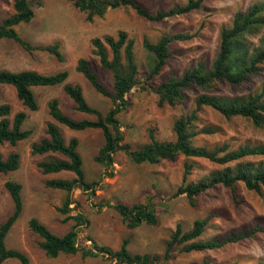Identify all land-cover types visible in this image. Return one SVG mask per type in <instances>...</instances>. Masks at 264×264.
Listing matches in <instances>:
<instances>
[{"label":"rangeland","instance_id":"obj_1","mask_svg":"<svg viewBox=\"0 0 264 264\" xmlns=\"http://www.w3.org/2000/svg\"><path fill=\"white\" fill-rule=\"evenodd\" d=\"M14 0H0V21L13 11ZM33 5L34 17L26 24L18 25V33L33 45H48L57 42L63 61L45 51H34L32 54L24 51L16 42L10 39H0V68L19 71L35 70L50 74L60 70L68 71V82L79 84L87 102L105 114L111 106V99L98 94L89 82L75 70L78 58L84 57L90 63V68L97 74L98 80L109 90H113L111 72L103 68L96 56L91 53V40L95 37L115 35L118 30H124L134 39V57L138 68V76L148 73L153 62V55L142 46V38L156 41L163 34L177 32L193 33L196 36L187 40L175 41L170 44L171 53L167 63L153 79L152 84L158 85L170 77H180L184 71L198 62L207 67L218 52L219 32L231 25L232 17L237 11H245L254 4L264 0H203L200 8L187 13L167 18L162 21H150L138 16L131 8L120 6L109 9L102 17L88 20L87 13L80 11L70 0H30ZM151 12L157 9L166 10L174 5H181L186 0H136ZM264 37V27L256 30L255 35H248L250 47H256L260 38ZM264 89V63L260 70L250 75L238 84L223 80L216 81L209 93L238 97L259 93ZM38 108L29 111L17 98L11 85H0V105L9 104L12 120L16 112L24 110L28 116L22 128L30 129L29 137L10 144H0V154L6 158L11 152L20 156L19 167L0 176V224L13 212L14 205L4 183L13 180L21 184L22 212L10 229L6 243L9 247L25 252L29 264H114L107 257L97 254L91 249L106 246L118 249L123 238H129L128 250L132 254L161 255L164 242L181 223L185 231L192 222L207 215L208 220L203 233L198 240H210L224 236L230 232H240L255 225L264 227V193L256 194L247 190L242 182L235 183L237 200H234L229 187L218 184L196 197V203L191 206L184 194L173 196L176 187L181 183L183 162L187 160L191 166L188 181L205 178L212 171L222 169V165L212 163L203 158H185L179 156L175 161L162 160L155 165H135L122 151L114 155L113 177H104V167L94 160L99 148L103 145L100 129L72 130L55 122L48 110V102L52 98L59 101L60 109L75 120L94 119L92 114L75 110L73 101L64 93L62 85L34 86ZM205 91L198 86L185 89V100L182 105L158 106V96L151 90H141L134 87L126 95L129 106L118 118L122 125L124 139L132 148L148 141V129L152 128L157 139L173 140L172 124L174 119L193 107L194 99ZM55 122L64 140L77 138L78 153L83 160V169L88 181H101L104 185L96 191V195L88 199L80 189L72 192L73 200L79 203V208L88 219V226H81L77 235V243L82 250L75 254H60L56 258L46 257L37 241L39 236L28 230L27 221L36 217L56 235L65 234L72 223H64L57 212L65 192L45 185L47 179L73 178L68 171L43 174L38 162L52 157L64 158L59 153L32 154L31 146L39 143L47 136L46 124ZM205 125H213L218 131L214 134L198 135L193 144L214 148L228 143L230 148L243 144H264V127L255 126L251 120L240 116L225 118L217 111L205 107L199 112L198 129ZM246 160L258 162L264 156L248 157ZM116 171V172H115ZM148 177H145V174ZM147 178V183H146ZM145 183V186L132 191L131 182ZM149 181L153 182L152 185ZM151 199L155 205L158 223L156 225L141 224L134 229H128L121 216L112 206L97 210L94 204L108 202L109 204L146 203ZM139 201V202H138ZM73 206V205H71ZM73 210L71 214H75ZM90 238V240L88 239ZM92 243V244H91ZM205 261L207 264H264V231L258 232L252 238L239 242L228 243L215 250L180 252L173 251V257L165 264H190ZM3 264H21L10 259Z\"/></svg>","mask_w":264,"mask_h":264},{"label":"trees","instance_id":"obj_2","mask_svg":"<svg viewBox=\"0 0 264 264\" xmlns=\"http://www.w3.org/2000/svg\"><path fill=\"white\" fill-rule=\"evenodd\" d=\"M80 11L87 13L88 20L94 17H102L109 9L120 6L131 8L138 16L150 21H162L189 11L200 8L203 0H186L184 4L174 5L166 10L157 9L149 11L136 0H70ZM13 11L0 21V39H10L16 42L24 51L32 54L34 51H45L63 61L57 42L48 45H33L23 38L17 31L18 25L29 23L34 17L33 5L30 0H14ZM264 27V2L254 4L245 11H237L232 17L231 25L224 27L219 32L218 52L209 67L198 62L187 69L180 77H170L158 85H153V79L160 73L167 63L171 53L169 46L175 41L187 40L196 36L197 29L193 33L163 34L156 41L142 38V46L153 55V62L148 73L143 74V79L138 76V68L134 57V39L124 30H118L115 35L95 37L91 40V53L97 57L99 64L109 70L112 76L113 90L109 91L97 78V74L91 70L89 61L78 58L75 70L79 72L95 89V91L111 99V106L105 114L92 107L86 100L79 84L68 82V71L60 70L55 73L44 74L35 70L11 71L0 68V85H11L17 98L29 111L38 108L34 86L62 85L64 93L73 101L75 110L92 114L94 119L84 118L75 120L65 114L59 106V101L52 98L48 102V110L51 118L69 129L85 130L100 129L103 136V145L99 148L94 160L104 167V177H113L114 154L124 152L135 164L155 165L162 160L175 161L179 156L185 158H203L212 163L222 165V169L212 171L205 178L195 182L188 181L192 166L187 161L183 162L181 183L176 187L173 196L184 194L191 206L196 203V197L208 189L221 184L231 190L234 200H237L235 183L242 182L247 190L256 194L264 193V160L252 162L248 157L264 156V144H243L237 148H230L228 143L217 145L214 148L193 144V139L198 135L214 134L217 129L213 125H205L198 129L199 112L209 107L225 118L240 116L247 118L257 127H264V89L259 93L246 96H219L209 93L212 85L223 80L228 83L238 84L250 75L255 74L264 63V37L260 38L258 45L251 48L248 35H255L256 30ZM192 86L201 87L205 92L194 99L193 107L177 116L172 124L173 140L161 141L156 138L154 130L148 129V141L132 148L125 141L119 114L124 111L129 102L126 95L134 87L141 90H151L158 96L157 104L182 105L185 100V89ZM11 107L9 104L0 105V144L8 142L15 144L30 136V129H23L22 125L28 114L21 110L9 119ZM55 122L46 124L47 136L39 143L31 146L32 154L59 153L64 158L52 157L38 162V167L43 174L68 171L74 177L52 178L45 181L47 187L63 190L65 198L62 204L56 208L62 216V222L72 221L69 230L63 235H56L36 217L27 221L28 230L39 236L38 247L43 250L46 257L56 258L60 254H75L82 250L77 243V235L81 226H88L89 221L80 210L79 203L72 198V192L80 189L88 199L96 195V191L104 185L101 181H88L83 169V160L78 153V139L70 138L67 142ZM20 156L17 152H11L4 158L0 154V176L14 171L19 167ZM4 186L9 193L14 205L13 212L0 224V264L10 259L18 260L21 264H29L27 254L19 249L9 247L6 237L18 220L22 212L21 184L8 180ZM148 200L146 203L127 205L124 203L109 204L101 202L94 204L97 210L112 206L121 216L128 229H134L141 224L156 225L158 218L155 205ZM73 205V206H71ZM75 210V214L71 212ZM213 215L195 219L191 227L182 229L181 223L175 225V229L164 242V251L161 255L132 254L127 249L129 238H123L118 249L106 246L91 245V249L113 260L114 264H165L173 257L175 248L180 252L215 250L228 243H235L246 238H252L258 232H263L264 227L255 225L240 232H230L224 236H217L210 240H198L203 233L208 220ZM90 240V238H88ZM92 244V243H91ZM190 264H207L205 261Z\"/></svg>","mask_w":264,"mask_h":264},{"label":"crops","instance_id":"obj_3","mask_svg":"<svg viewBox=\"0 0 264 264\" xmlns=\"http://www.w3.org/2000/svg\"><path fill=\"white\" fill-rule=\"evenodd\" d=\"M114 155H115V154H114ZM134 164H135V163H134ZM135 165H136V166H137V165H139V166H143L144 164H135ZM145 165H147V164H145ZM102 166H103V165H102ZM115 172H116V171H115ZM113 173H114V170H113ZM144 174H145V172H144ZM113 176H114V175H113ZM145 177H148V175L145 174ZM146 183H147V178H146ZM149 184L152 185L153 182L149 181ZM144 186H145V183H137V182L133 181V182H131L130 185L127 186V187H130L132 191H136V190H138V188L141 189V188H143ZM138 202H139V201H138ZM140 202H141V201H140Z\"/></svg>","mask_w":264,"mask_h":264}]
</instances>
